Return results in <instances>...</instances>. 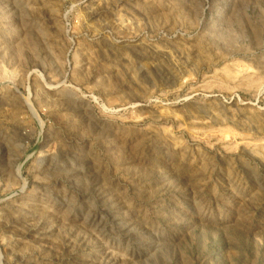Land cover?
<instances>
[{"label":"rangeland","instance_id":"374dc122","mask_svg":"<svg viewBox=\"0 0 264 264\" xmlns=\"http://www.w3.org/2000/svg\"><path fill=\"white\" fill-rule=\"evenodd\" d=\"M0 264H264V0H0Z\"/></svg>","mask_w":264,"mask_h":264}]
</instances>
